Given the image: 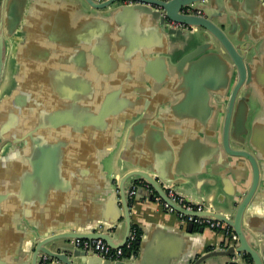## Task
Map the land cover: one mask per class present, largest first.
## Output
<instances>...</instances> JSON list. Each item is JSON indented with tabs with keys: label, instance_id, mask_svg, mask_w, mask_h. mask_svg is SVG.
Here are the masks:
<instances>
[{
	"label": "crops",
	"instance_id": "0c3cea01",
	"mask_svg": "<svg viewBox=\"0 0 264 264\" xmlns=\"http://www.w3.org/2000/svg\"><path fill=\"white\" fill-rule=\"evenodd\" d=\"M17 2L29 14L18 32L11 39L4 36L2 42L7 62L0 83V123L14 128L7 133L12 142L0 152V264H29L34 233L53 229L81 232L99 224L101 230L114 227L113 239L119 242L125 225L112 181L130 170L172 177L174 187L187 183L184 176H189L192 181L185 191L232 219L236 208L232 203L249 187L251 168L234 166V162L223 165L225 156L215 151L222 130L216 126L214 98H203L194 89L196 83L185 79L187 66L180 68L165 60L170 49L165 33L125 18L123 34L118 19L107 16L105 9H90L82 0ZM240 2L232 0L230 5L238 7ZM211 9L214 14V4ZM246 10L255 19L254 26L249 23L248 27L259 41L264 71V4L248 0ZM46 23L54 28L52 33L44 30ZM112 28L117 31L111 32ZM139 29L147 31L144 37L153 52L145 58L123 52ZM149 61L155 62L153 77L145 73ZM198 71L204 72L198 84L217 88L214 68L199 67ZM75 77L98 95L120 88L119 99L130 115L115 129L113 142L101 141L100 147L93 148L94 154L68 124L36 129L48 125L53 113L68 111L57 108L60 101L54 90H73ZM16 92L26 96L25 102L18 104L22 98L15 99ZM251 96L245 124L260 179L245 210L243 230L264 259V80L254 86ZM39 146L57 147L55 165L48 167L46 162L40 170L34 168L33 161L41 154ZM152 192L139 188L131 197V223L140 234L135 249L124 256L125 264H191L225 246L222 231L207 227L202 232L199 227L188 231L189 223L166 211L155 193L154 199H148ZM200 264H231V258L211 256ZM235 264L248 262L242 256Z\"/></svg>",
	"mask_w": 264,
	"mask_h": 264
},
{
	"label": "water",
	"instance_id": "95a60500",
	"mask_svg": "<svg viewBox=\"0 0 264 264\" xmlns=\"http://www.w3.org/2000/svg\"><path fill=\"white\" fill-rule=\"evenodd\" d=\"M90 9L107 10V16H114L118 19V26H122L121 33H126L125 18L132 22H144L149 28L156 27L168 38L170 49L165 60L175 66H187L186 80L195 82L194 89L201 91L203 98H214L215 111L217 113L216 123L221 126V140L217 143L215 151L218 149V156H225L223 165L228 167L234 162V166L241 167L248 164L252 172V180L249 187L239 193L235 213L232 219L209 209L206 201L197 199L196 195L186 192L192 178L184 176L187 183H178L174 187L171 183L172 177H164L148 170L126 171L118 179L113 177V189L116 198L123 209L125 230L119 242L114 241V227L109 230H101V225L97 224L88 231L64 232L58 229L46 232L34 233L31 241L32 252L29 264H40L46 258V264H125V260H102L93 255L91 251H83L74 246L72 240L80 239H102L112 248L123 247L131 234L130 200L129 192L134 189H152L148 199H154V193L163 201L167 202L176 211L187 215L208 217L222 221L224 227H229L232 231L226 233L222 231V236H228L230 241L220 250L209 251L198 257L191 264H200L206 258L217 255L233 256L236 253H246L250 256L253 264H264V259L259 252L246 239L243 230V217L246 208L252 202L257 191L260 179V166L255 154L254 144L248 136V129L245 118L251 92L254 86L259 84L260 79L264 80V71L261 70V55L258 54L259 41L252 36L250 26H254L248 16L251 14L246 10L248 0H241L238 7H232V0H82ZM264 4V0H256ZM25 4V1H23ZM22 4L17 0H0V83L3 76V69L7 58L4 49L3 37L11 39L20 27L26 22L29 13H25ZM211 4L215 5L214 14H211ZM22 5V6H21ZM194 9V11H185ZM254 18V16H252ZM171 22L180 23L183 26L173 25ZM44 30L52 33L54 28L49 24H44ZM112 31H117L112 28ZM135 40L123 47V52L131 55H139L145 58L153 53L149 51V42L146 40L147 31L139 29ZM145 36V37H144ZM101 57V54H98ZM161 61V59H159ZM263 62V61H262ZM33 65V63H32ZM148 70L145 73L153 77L155 62L145 63ZM199 67H210L217 72V87L212 90L210 85L198 84V79L204 76ZM150 68L152 70H150ZM212 72L210 71V74ZM52 74V72H51ZM207 72H205V75ZM107 76L103 75V77ZM73 90L62 92L55 89L57 108H66L68 111H57L53 113V118L48 125H38L41 128H60L63 124H68L75 134V137L83 138L85 145L94 154L95 150L102 143H107L110 139L113 142L115 129L122 123L130 119L127 112L126 103L119 99L120 88L105 90L102 94H95L91 86L82 84L84 80L75 77L72 80ZM87 89H86V88ZM57 88V87H56ZM224 91V92H223ZM228 93L225 101L221 100L224 94ZM22 98L18 104L25 102L26 96L16 92V98ZM13 102V99H11ZM201 106V105H200ZM1 109V106H0ZM70 110V111H69ZM1 117V112H0ZM1 119V118H0ZM14 128L9 124L0 123V152L7 143L12 142L7 133ZM35 129V130H36ZM36 140V139H35ZM256 147V146H255ZM40 156L33 161L36 170H40L45 163L55 165V153L57 147H41ZM57 154V153H56ZM218 160L219 159L218 157ZM237 167V168H238ZM45 179V178H44ZM45 185L47 182L42 180ZM244 180L239 181L241 184ZM213 182L210 183V185ZM164 185H170L175 191L181 193L194 201L202 202L204 208L200 212L188 211L181 208L174 201L170 200L164 189ZM209 193L213 190L209 189ZM192 196V197H191ZM188 231L193 229V223L187 226ZM203 226L198 230L202 232ZM233 235L236 236L232 239ZM226 239H222L225 243ZM127 252L126 254H128Z\"/></svg>",
	"mask_w": 264,
	"mask_h": 264
},
{
	"label": "built area",
	"instance_id": "2783aa9c",
	"mask_svg": "<svg viewBox=\"0 0 264 264\" xmlns=\"http://www.w3.org/2000/svg\"><path fill=\"white\" fill-rule=\"evenodd\" d=\"M176 26H183L180 23L171 22ZM167 197L178 204L181 208L188 211L200 212L203 210L204 205L202 202L194 201L193 199L178 193L170 185H164ZM134 194V189L129 192V196ZM156 200L161 204V206L168 212L176 214L182 221L186 223H193L199 226L205 225V227L210 229H219V231L228 232V227H224V223L219 220L210 219L208 217H199L193 215H187L182 212L176 211L172 206L167 202L163 201L159 196H156ZM236 236L233 235L232 239H235ZM136 239V234L134 230H131V234L126 241L123 247H129L131 242ZM74 246L78 247L83 251H91L93 255L101 258L102 260H121L123 256V247L112 248L102 239H74L72 240ZM243 256V253H236L231 256V263L235 264L240 257ZM40 264H46V258H44Z\"/></svg>",
	"mask_w": 264,
	"mask_h": 264
},
{
	"label": "trees",
	"instance_id": "16d2710c",
	"mask_svg": "<svg viewBox=\"0 0 264 264\" xmlns=\"http://www.w3.org/2000/svg\"><path fill=\"white\" fill-rule=\"evenodd\" d=\"M202 226L205 227V225H202ZM198 227H200V226L197 225V224H193V229H194V230H196ZM131 230H134V231H135L136 239H135L134 241L131 242V244H130L129 247H123V256H126V253H127V252H131V251L134 250L135 247H136V240H137L138 234H140V231H139V229H138L137 227H135L134 225L132 226ZM216 230L219 231V229H216ZM220 231H221V230H220ZM228 233H230V232H229V229H228ZM223 238L226 239L225 243H223L224 245L228 244V243L231 241V240L229 241V240L227 239V238H228L227 235H226V237L223 236ZM243 258L248 262V264H253V263H252V260H251V258H250V256H249L248 254L243 253ZM231 264H232V263H231Z\"/></svg>",
	"mask_w": 264,
	"mask_h": 264
},
{
	"label": "flooded vegetation",
	"instance_id": "af4514ba",
	"mask_svg": "<svg viewBox=\"0 0 264 264\" xmlns=\"http://www.w3.org/2000/svg\"><path fill=\"white\" fill-rule=\"evenodd\" d=\"M185 11H187V12H188V11H194V12H195L194 9L191 10V9H187V8H185Z\"/></svg>",
	"mask_w": 264,
	"mask_h": 264
},
{
	"label": "rangeland",
	"instance_id": "374dc122",
	"mask_svg": "<svg viewBox=\"0 0 264 264\" xmlns=\"http://www.w3.org/2000/svg\"><path fill=\"white\" fill-rule=\"evenodd\" d=\"M104 10V9H103Z\"/></svg>",
	"mask_w": 264,
	"mask_h": 264
}]
</instances>
